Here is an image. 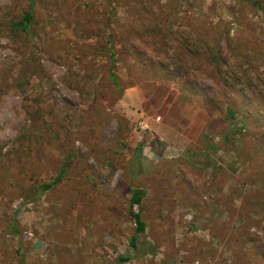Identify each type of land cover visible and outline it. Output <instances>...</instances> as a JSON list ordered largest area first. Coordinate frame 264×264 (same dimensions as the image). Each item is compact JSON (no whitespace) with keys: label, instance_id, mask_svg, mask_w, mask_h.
<instances>
[{"label":"rangeland","instance_id":"1","mask_svg":"<svg viewBox=\"0 0 264 264\" xmlns=\"http://www.w3.org/2000/svg\"><path fill=\"white\" fill-rule=\"evenodd\" d=\"M263 94L264 15L240 0H0V264H264Z\"/></svg>","mask_w":264,"mask_h":264},{"label":"trees","instance_id":"2","mask_svg":"<svg viewBox=\"0 0 264 264\" xmlns=\"http://www.w3.org/2000/svg\"><path fill=\"white\" fill-rule=\"evenodd\" d=\"M240 1L244 4H246V3L249 4L255 11L260 12V13H262V15H264V3H261L259 0H240ZM33 17L34 16H33V13L31 12V10H28L21 17V19L18 22H15L11 25V28L14 31H21V32H24L25 34L29 35L30 24L33 21ZM226 37H227V34H226ZM113 43L114 42H113L112 37L109 36L107 44H108V51L110 54V59L112 61L115 60V52L113 51ZM212 59L215 60L214 58H212ZM220 68H221V66L217 62L213 72H221L222 69H220ZM109 79H110L113 87L115 88V90L117 92H121L120 83L116 77V74L112 70L109 71ZM252 89H254V88H252V86H250V84H246L242 88L243 91H246V90L250 91L251 90L253 92V94L255 95L256 91H255V89L254 90H252ZM260 100H262V101L259 103V104H261V106L259 108L262 109V112L257 113L253 117H254V119H257L258 122L260 121V123L264 126V101H263L264 100V94L260 98ZM227 113H228V121H232L235 118V115L237 114V110L230 106L227 109ZM246 117L248 118V116H246ZM232 131L235 133L241 132L240 130L235 131L234 129ZM143 148H144L143 143H140L135 148V157L132 161V167L130 170V174L132 175V177L136 176L137 173H139L140 159H141ZM62 173H63V170H61L60 175L58 177H56L52 182H49L47 184H41L37 188H32L29 191V193H27L23 196L24 197L23 204H29L33 201L40 199L53 185H55L57 182L60 181ZM144 197H145V192L143 190L137 189V188L131 189V192H130V215H131L136 227L134 229L133 235L129 238V247L132 250V255L140 256V257L143 256L146 252H148V250L151 252L155 250V247H152L147 242H143L141 248L138 244V239L141 238L142 234L144 233L145 224L141 219V215L133 212V207L141 206V204L143 203ZM16 234L19 235V233L17 231H16ZM130 259L131 258H128V257H125V258L120 257L118 259V261L120 260L121 262H129ZM98 264H100V263H98Z\"/></svg>","mask_w":264,"mask_h":264},{"label":"crops","instance_id":"3","mask_svg":"<svg viewBox=\"0 0 264 264\" xmlns=\"http://www.w3.org/2000/svg\"><path fill=\"white\" fill-rule=\"evenodd\" d=\"M44 250H45V243L40 236L38 238L34 239L30 243V251L32 252L33 255H40L44 252ZM21 253H23V252H21ZM27 259L28 258L26 255L21 254V258H20V261L18 262V264H26Z\"/></svg>","mask_w":264,"mask_h":264}]
</instances>
